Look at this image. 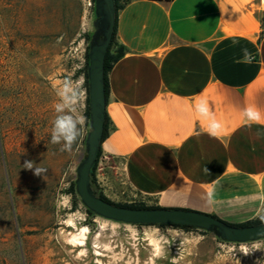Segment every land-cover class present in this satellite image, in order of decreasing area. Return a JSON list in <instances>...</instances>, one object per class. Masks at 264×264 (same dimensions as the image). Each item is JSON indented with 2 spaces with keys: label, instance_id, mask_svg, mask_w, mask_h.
<instances>
[{
  "label": "crops",
  "instance_id": "1",
  "mask_svg": "<svg viewBox=\"0 0 264 264\" xmlns=\"http://www.w3.org/2000/svg\"><path fill=\"white\" fill-rule=\"evenodd\" d=\"M115 42L105 191L233 225L264 220V0H129Z\"/></svg>",
  "mask_w": 264,
  "mask_h": 264
},
{
  "label": "rangeland",
  "instance_id": "2",
  "mask_svg": "<svg viewBox=\"0 0 264 264\" xmlns=\"http://www.w3.org/2000/svg\"><path fill=\"white\" fill-rule=\"evenodd\" d=\"M95 21V0H0V264H264V240L228 243L196 228L118 223L90 214L74 194L90 132ZM65 81L81 91L76 114L87 118L71 152L51 143ZM23 122V132L37 135L32 161L47 169L43 177L19 161L14 127ZM96 172L98 194L144 205L113 197Z\"/></svg>",
  "mask_w": 264,
  "mask_h": 264
},
{
  "label": "water",
  "instance_id": "3",
  "mask_svg": "<svg viewBox=\"0 0 264 264\" xmlns=\"http://www.w3.org/2000/svg\"><path fill=\"white\" fill-rule=\"evenodd\" d=\"M95 33L89 49L90 132L86 138V156L77 168L76 192L82 204L96 216L130 225L189 227L212 233L228 243L264 240V223L234 227L213 216L187 210L161 208L133 209L117 206L98 197L91 185V171L101 146L106 115L105 58L113 39L116 8L114 0H95Z\"/></svg>",
  "mask_w": 264,
  "mask_h": 264
},
{
  "label": "clouds",
  "instance_id": "4",
  "mask_svg": "<svg viewBox=\"0 0 264 264\" xmlns=\"http://www.w3.org/2000/svg\"><path fill=\"white\" fill-rule=\"evenodd\" d=\"M247 55V53H246ZM61 98V103L56 105V116L52 132H51V143L59 144L62 143L61 151L71 152L73 145L77 142L81 136L83 127L86 123V116L77 115V105L81 97V91L74 88L70 81H65L62 89L57 93ZM249 119L259 120V113L249 109L246 112ZM218 125H212L211 133L214 135ZM22 167L27 170L33 171L36 176H44L47 172L46 168L38 166L34 161L25 160ZM264 219V217H262Z\"/></svg>",
  "mask_w": 264,
  "mask_h": 264
},
{
  "label": "trees",
  "instance_id": "5",
  "mask_svg": "<svg viewBox=\"0 0 264 264\" xmlns=\"http://www.w3.org/2000/svg\"><path fill=\"white\" fill-rule=\"evenodd\" d=\"M114 1H115V8H116L114 34H113V39H112V41L110 43V46L108 48V51H107V54H106V58H105V92H106V99H107V94H108L107 73L110 70L112 64L115 63L116 61H118L124 55L123 48H118L117 47V43L115 42V37H116V32H117V23H118V13H119L120 10L123 9L124 5L127 4V2L129 0H114ZM108 135H109V118H108V116L106 114L105 115L104 132H103L102 142L108 137ZM102 142H101V144H102ZM100 155H101V146H100L99 151H98L97 161H96V163H95V165H94V167L92 168V171H91V185H92V189L94 190L95 194L98 197L104 199L107 202H110L103 195L98 194L97 191L93 187L94 171L96 169V165H97V162H98V159H99ZM73 192H74L75 195H77L76 185L73 186ZM110 203H112V202H110ZM112 204H114V203H112ZM115 205L122 206V207H127V208H133V209H152V207H146L145 205H121V204H115ZM88 212L90 214L94 215L89 210H88ZM262 223H264V220L249 222L247 224H242V225H233V224H228V223H226V224H228L230 226H234V227H247V226H253V225H258V224H262ZM184 228H189V227H184Z\"/></svg>",
  "mask_w": 264,
  "mask_h": 264
},
{
  "label": "bare ground",
  "instance_id": "6",
  "mask_svg": "<svg viewBox=\"0 0 264 264\" xmlns=\"http://www.w3.org/2000/svg\"><path fill=\"white\" fill-rule=\"evenodd\" d=\"M28 127V123L23 122V124L14 127V131L19 129V131L15 132L14 137L19 139V149L22 148V152L19 153V161L23 165L25 160H35V156H37V152L39 150V141L37 140V135L31 130H27L23 132ZM36 132V131H35ZM40 137V136H38ZM41 146V145H40ZM41 149V148H40ZM41 152V151H40ZM43 153H41L42 155Z\"/></svg>",
  "mask_w": 264,
  "mask_h": 264
},
{
  "label": "built area",
  "instance_id": "7",
  "mask_svg": "<svg viewBox=\"0 0 264 264\" xmlns=\"http://www.w3.org/2000/svg\"><path fill=\"white\" fill-rule=\"evenodd\" d=\"M109 161L110 160L108 156L101 154L96 165V171L105 170V167L108 166Z\"/></svg>",
  "mask_w": 264,
  "mask_h": 264
}]
</instances>
